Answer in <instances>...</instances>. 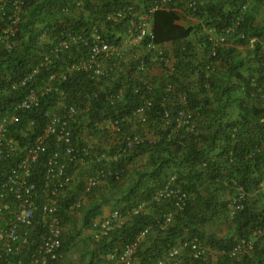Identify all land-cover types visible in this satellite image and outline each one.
Wrapping results in <instances>:
<instances>
[{
    "label": "trees",
    "instance_id": "trees-1",
    "mask_svg": "<svg viewBox=\"0 0 264 264\" xmlns=\"http://www.w3.org/2000/svg\"><path fill=\"white\" fill-rule=\"evenodd\" d=\"M151 1L25 0L14 39L18 44L12 53L0 50V117L13 110L28 87L63 70L74 55L86 57L89 52L78 44L69 54L62 51L50 65L40 66L42 55L58 41L68 34L89 40L96 29L108 43H119L128 30L127 19L115 23L106 19L107 13L126 6L132 12L145 11ZM262 11L264 0H210L195 14L197 22L182 24L181 14L173 10L153 14V41L171 44L175 72L155 78L152 88L141 84L138 91L132 90L137 84L128 79L126 106L118 114H131L145 99L151 100V108L149 124L135 128L127 124L124 129H149L155 138L133 149L126 147L123 137L116 139L97 126L119 107L107 104L103 82L96 84L82 72L55 78V85L64 90L66 108L89 103L71 123L75 152L84 164L77 173L78 165L68 170L75 180L58 210L63 228L58 264H117L109 256L136 242L147 226L151 229L138 242L129 264H264V18L258 19ZM237 18L240 23L225 44L209 39L210 28L221 33ZM35 67L37 74L27 86L11 87ZM118 81L115 84L121 86ZM179 93L186 99L188 123L180 124L184 106ZM57 97L48 93L37 107L20 113L10 132L22 147L42 132L45 114ZM28 118L33 120L31 131L26 127ZM50 138L51 151L56 145ZM47 154L35 164L36 175L41 176ZM7 161L13 163L12 158ZM101 171V182L86 191V177ZM172 177L174 188L187 199L167 223L166 215L175 211L178 197L156 200L155 196ZM106 206L110 214L118 211L125 220L114 221L104 232L96 221ZM192 238L206 248L199 259L185 245ZM75 247L80 258L73 262L70 254ZM175 248L181 249L170 257Z\"/></svg>",
    "mask_w": 264,
    "mask_h": 264
},
{
    "label": "built area",
    "instance_id": "built-area-1",
    "mask_svg": "<svg viewBox=\"0 0 264 264\" xmlns=\"http://www.w3.org/2000/svg\"><path fill=\"white\" fill-rule=\"evenodd\" d=\"M209 3L210 0H152L145 11L132 12L131 6L118 8L108 12L106 19L115 23L127 19L128 30L123 37L118 32L122 37L119 43H108L94 29L91 31L89 40L82 34H68L54 45L50 53L42 55L40 66L50 65L60 52L66 51L69 54L71 47L78 44L87 46L89 50L86 57L84 55L80 57L74 55L75 58L70 56L73 61L63 70L53 72L42 83L28 87L25 96L14 105L13 110L0 117V264L59 263L63 228L60 225L58 210L75 180V175L68 170L78 165L74 170V173H77L79 166L84 164V159L78 157L75 152L71 123L75 121L77 114L88 107L89 103L84 107L71 104L69 108H66L63 100L64 90L55 85V78L65 79L66 74L82 72L96 84L103 82L107 104L119 107L114 110V116L110 115L98 121V128L105 130L110 136H117L116 139L123 137L127 148H136L144 142L151 143L155 138L149 129H144L142 132H135V129L127 132L124 129L127 124H132V128H135V125L149 124L147 111L151 108L150 99H145L131 114L118 113L126 106L124 95L128 79L137 84L132 87V90L138 91L141 84L149 88L153 87L155 78L159 77V75H153L154 70L160 71L165 78L175 72L176 61L174 55L168 53V45L156 44L153 41L152 16L158 11L173 10L188 18L187 22H183L184 18L180 22L187 24L189 19L197 22L195 17L189 16H193ZM24 6L25 0H0L1 52L12 53L18 44L14 39L19 30ZM238 23L240 18L221 33L215 28H210L207 31L209 39L216 44H225L227 36L234 31ZM140 45L136 52L132 54L127 52L129 48L135 50ZM37 71V67L32 68L31 72L12 82L11 87L17 89L27 86L30 78L36 75ZM115 81L121 83V86L115 84ZM167 89L172 90V85L168 84ZM48 93H55L58 97L54 108L45 114L46 125L30 145L22 147L11 134V128L19 123L22 111L37 107ZM178 99L184 106L179 111L180 124L188 123L186 99L183 93L178 94ZM164 115L167 117L168 112L165 111ZM26 127L28 131L33 129L32 119L26 120ZM23 136H26V133H23ZM51 136L56 148L50 151ZM46 151L48 154L42 174L36 175L33 171L34 166ZM11 158L12 164L7 161ZM101 158L104 159L106 156L101 155ZM102 175L101 171L86 177L84 180L86 191L97 186L101 182ZM173 180L172 177L167 186L155 196L156 200L178 197L175 211L166 215L167 223L171 221L175 212L182 209L187 199L184 193L174 188ZM73 204L77 206L79 200ZM138 210H135V213ZM122 219L118 211L112 212L109 217L100 222L102 231L109 230L114 221L121 224ZM150 229L151 226H147L136 242L127 245L117 256L110 255L109 259H115L117 264H129L138 242ZM185 245L190 247L194 259H199L206 254V248L197 238H192ZM180 249H173L169 256H175Z\"/></svg>",
    "mask_w": 264,
    "mask_h": 264
},
{
    "label": "rangeland",
    "instance_id": "rangeland-1",
    "mask_svg": "<svg viewBox=\"0 0 264 264\" xmlns=\"http://www.w3.org/2000/svg\"><path fill=\"white\" fill-rule=\"evenodd\" d=\"M263 12H264V11H262L261 15H259V17H258V19L260 20V22H262V21H263L262 18H264V15H262ZM167 50L170 51V50H171V46L168 45V46H167ZM153 75H154V76L159 75V77H162V75L160 74V71L158 72V70H154ZM223 233H224V232H222L221 234H223ZM77 248H79V247H75V248L72 250L71 254H70V256H71V258H72L71 260H72L73 262L78 261V259L80 258V254L78 253V249H77Z\"/></svg>",
    "mask_w": 264,
    "mask_h": 264
},
{
    "label": "clouds",
    "instance_id": "clouds-1",
    "mask_svg": "<svg viewBox=\"0 0 264 264\" xmlns=\"http://www.w3.org/2000/svg\"><path fill=\"white\" fill-rule=\"evenodd\" d=\"M208 5H209V4H208ZM185 15H186V14H185ZM181 16H182V18H184L183 22H187L188 18H185L182 14H181ZM194 16H195V14H194L193 16H189V17L192 18V17H194ZM182 18H181V19H182ZM195 19H196V18H195ZM189 20H190V19H189ZM196 20H197V19H196ZM181 23H182V22H181ZM182 24H185V23H182ZM187 24H188V23H187ZM167 45L171 46V44H169V43H168ZM169 52H170L172 55H174V54L172 53V48H171L170 51H168V53H169ZM109 215H110V214H109ZM107 217H109V216H107ZM103 219H104V218L101 217L100 220H99V222H98V223L96 222V225L100 226V222H101Z\"/></svg>",
    "mask_w": 264,
    "mask_h": 264
},
{
    "label": "crops",
    "instance_id": "crops-1",
    "mask_svg": "<svg viewBox=\"0 0 264 264\" xmlns=\"http://www.w3.org/2000/svg\"><path fill=\"white\" fill-rule=\"evenodd\" d=\"M110 214V208L108 206L104 207L103 208V218H106L107 216H109ZM101 218V217H100ZM100 218L97 219V223L99 222ZM125 219L123 218L122 219V222L124 221Z\"/></svg>",
    "mask_w": 264,
    "mask_h": 264
}]
</instances>
